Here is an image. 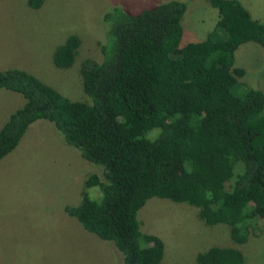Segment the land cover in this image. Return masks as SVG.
Masks as SVG:
<instances>
[{
    "label": "trees",
    "instance_id": "trees-1",
    "mask_svg": "<svg viewBox=\"0 0 264 264\" xmlns=\"http://www.w3.org/2000/svg\"><path fill=\"white\" fill-rule=\"evenodd\" d=\"M42 2L27 0V7ZM209 4L217 12L213 28L182 47V2L104 12L101 60L80 69L86 102L67 100L23 70L0 71V89L23 101L0 126V159L32 123L49 122L67 146L101 168L86 177L79 202L64 206V214L111 243L121 264H160L162 242L141 233L136 219L151 198L194 207L204 225H227L234 241L264 219V93L239 82L243 70L234 66L240 45L264 49V22L237 0ZM79 42L67 36L52 53L53 66L71 67ZM92 187L99 200L88 197ZM194 262L243 264V257L210 247Z\"/></svg>",
    "mask_w": 264,
    "mask_h": 264
},
{
    "label": "rangeland",
    "instance_id": "rangeland-1",
    "mask_svg": "<svg viewBox=\"0 0 264 264\" xmlns=\"http://www.w3.org/2000/svg\"><path fill=\"white\" fill-rule=\"evenodd\" d=\"M167 1L43 0L33 10L27 0H0V70H23L67 100L86 102L80 69L101 60L103 13L117 7L134 14ZM172 1L185 4L179 46L203 41L217 20L209 0ZM237 1L253 19L264 22V0ZM69 35L80 41L74 62L55 68L52 53ZM234 66L243 70L239 82L264 93V49L251 42L240 45ZM22 102L18 94L0 89V126ZM100 172L67 146L49 122L32 123L16 148L0 159V264H121L111 243L63 212L64 206L79 202L86 177ZM86 193L91 200L100 198L95 187ZM196 213L187 204L158 198L137 211L140 232L162 242L160 264H195V255L210 247L238 250L243 264H264V219H254L248 233L234 241L227 225L206 226Z\"/></svg>",
    "mask_w": 264,
    "mask_h": 264
},
{
    "label": "crops",
    "instance_id": "crops-1",
    "mask_svg": "<svg viewBox=\"0 0 264 264\" xmlns=\"http://www.w3.org/2000/svg\"><path fill=\"white\" fill-rule=\"evenodd\" d=\"M5 70V69H4ZM0 71H2V70H0Z\"/></svg>",
    "mask_w": 264,
    "mask_h": 264
}]
</instances>
